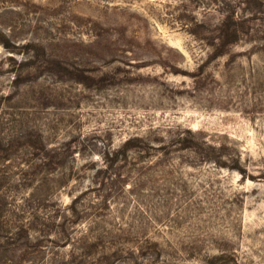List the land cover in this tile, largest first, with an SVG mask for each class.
Segmentation results:
<instances>
[{
    "label": "rangeland",
    "instance_id": "1",
    "mask_svg": "<svg viewBox=\"0 0 264 264\" xmlns=\"http://www.w3.org/2000/svg\"><path fill=\"white\" fill-rule=\"evenodd\" d=\"M0 264H264V0H0Z\"/></svg>",
    "mask_w": 264,
    "mask_h": 264
}]
</instances>
